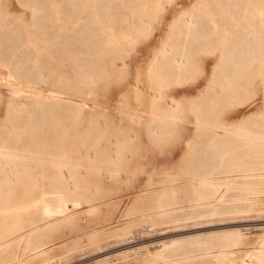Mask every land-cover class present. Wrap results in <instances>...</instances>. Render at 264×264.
I'll return each instance as SVG.
<instances>
[{"label": "rangeland", "instance_id": "1", "mask_svg": "<svg viewBox=\"0 0 264 264\" xmlns=\"http://www.w3.org/2000/svg\"><path fill=\"white\" fill-rule=\"evenodd\" d=\"M3 1H6L5 4L8 5V11L17 16L22 15L25 25L31 30L32 37H34L37 28L36 26L34 28L35 21L33 20L34 12L32 8L23 6L19 0ZM44 1L41 0L40 3V22L38 24L44 26L43 29L46 33L52 35L59 32L60 29H68L75 24L74 19L70 17V7L68 5L58 6L61 5L63 0ZM115 1L119 3L122 0ZM53 2L56 7H54ZM192 3L193 0H169L168 8L161 11L162 16L159 15L158 21H156L157 24L155 22L153 26L148 28L149 30H146L147 35L144 33L142 36L140 35L141 37H131L132 39L124 40V50L120 54L113 52L106 54L102 51L105 45L102 40L106 41L107 39L110 42L113 37H122V33L126 30L127 21L133 18L135 11V0H131L129 7L124 3L122 5L118 4L115 9L116 18L107 20L102 26V34L106 33V36L103 37L100 45L98 44L99 50L87 52L85 48L88 39L86 40L83 35L80 45L78 40L71 42V45L76 48L74 51L65 49L67 48L65 44L60 45V49L63 51H56L53 59L47 61V67L44 70L46 80L41 81L42 77L38 74L39 72L37 70L34 72V87L50 86L48 80L57 73L59 78L61 76L60 79L64 80L66 84H73L74 90H82L78 94V102L75 101V97L70 95L71 91L67 90L64 102L66 101L70 109L73 106L75 107L76 115L73 119L70 118L65 122L61 121V124L58 123L57 126L59 127L56 126L53 138V144L57 147L52 149L50 147L48 149L46 142L43 140H35L38 148L33 141L27 145V142L21 140L22 137L29 135L38 138L39 136L43 137V133L47 130L45 123H20L17 125L7 123L5 115L12 105V99L9 101L10 97L12 98L11 92L14 87H18L21 83H24L26 87H31L32 81L27 76L12 77L9 65L12 62L8 59L5 60L7 62L0 63V147L4 145L1 138L2 133L20 137L19 145L17 147L12 146L11 149L24 154L27 152L25 155L30 158L28 161L20 162L17 169V166L14 167V165L6 168L0 167V179H7L2 182L3 184L1 183L6 188L0 189V209L9 206L11 211L12 209L18 210L25 202H30V198L37 197L36 195H39L40 191L67 190L71 187L73 191L81 188L80 193L75 198L82 201L79 206L71 210L70 217L66 219V222L60 221L48 226L44 224L45 227L42 223H38L37 227H40L41 231L43 230L42 233L38 229L37 233L23 238L19 236L22 231L32 227L33 221L29 219L30 217H38L36 212H31L33 214L29 215L30 217L24 215L21 217L10 216L7 219L2 218L0 220V234L6 233L1 241H11H9L7 251H4L3 258L0 259V264L263 263L259 260V254L264 252V184L258 186L261 189L258 197L250 196L252 200L251 207H249L248 201L240 202L238 200V208L247 209L246 211L230 214L204 213L194 218H184L182 220L166 218L158 221L153 219L157 216V207L163 202L164 197L162 194L164 192H172L179 187L182 189L181 193L184 194L186 191L190 174L185 172L184 168L189 163L190 153L192 148L196 146L195 141L199 138V134L196 132L197 118L193 108H191V101L192 99H198L201 93L206 94L203 89H207L208 85L212 83L213 71L218 68L219 58L222 54L221 49L218 45L217 48L207 47V50L204 49L198 53L196 57L197 64L189 75L178 81H173V85L169 83V86H165L158 92V102L162 101V97H166V95H173L178 100L179 109L175 113L177 117H180L176 119V122L179 120V125H177L178 123L175 124L172 128L174 131L171 129V133L168 132L166 137L160 134L156 138L154 135L148 134L151 102L147 100L149 104L146 102V105H143L144 103L138 101L135 88L137 83L139 89H144L145 92L152 91L154 85H150L148 79L151 77L145 72L152 58L151 56L154 55V52L163 42H166L171 31L172 17L187 10ZM128 8H130L129 12L127 11ZM78 48H82V50L79 51ZM115 57H117V61L113 62L112 59ZM87 58L106 61L107 65L103 62L101 67L103 70H110L112 76H107V80L105 77H103L104 79L85 77L84 70L81 71L76 63L82 61V65L85 67V63L88 61ZM26 62L29 64L30 61L26 60ZM115 65L116 67H113ZM64 87L65 85L62 86V88ZM262 94L260 81L250 84L245 88L242 96L227 101L219 109L217 120L228 121L237 126L246 118L253 120L257 117H264ZM68 97L75 99L73 101ZM59 100L54 99V102L50 100L49 103H60L62 100ZM180 107L182 108L180 109ZM12 108L11 106L10 112H13ZM195 109L196 111L205 110L200 104ZM178 110L181 111L182 115L179 114L180 111ZM206 118L213 120V118ZM36 125H39L40 128ZM39 129L40 133L37 131ZM99 134L100 136H98ZM96 136L100 141L102 139L103 141L100 142L96 139ZM102 136H105L106 140ZM200 141H202L201 145H204L209 140L206 137H201ZM63 144L66 145H64L65 148L62 146ZM92 144L93 147H91ZM86 145L89 146L86 147ZM100 146L101 148L104 147L102 152ZM28 147L30 148L29 151ZM25 149L27 151H23ZM220 150L218 151L220 159L230 161L231 150ZM56 156H61L58 157L61 161L58 160L52 163L53 159L57 158ZM35 160L36 163L38 161L39 163H32ZM241 160L240 158L239 161ZM259 160L261 165L264 166V158ZM213 161L209 165L208 170L210 171L215 170V167L226 170L230 166H237L238 163L233 161L235 162L233 164L226 162L224 165H220L218 161L217 165L215 162L213 164ZM66 162L68 164H65ZM59 163H63L61 165L63 170L68 167L71 169L74 164L80 165L79 169L77 165L74 166V171L77 174L74 171L71 172L69 168L70 171L67 169L75 177L69 174L67 170L65 171L67 183H65V180L63 183L55 177L60 168L58 167ZM69 163L72 165L70 166ZM39 166L41 170L38 171L39 168L37 167ZM65 167L67 168L64 169ZM15 169L20 171L18 172ZM32 170H37V173L34 171L35 174H31ZM24 172H28L32 176L30 177V174L26 173L27 176ZM79 173L81 174L79 175ZM226 173L221 172L220 174ZM36 174L39 177L38 179L34 178ZM209 175H212V173ZM23 176H26V179L30 177L32 180L29 178L28 181L23 182L15 179H22ZM70 177L74 181L78 179L81 183L79 184L77 181L74 183ZM8 192H10L9 197L6 195ZM232 193L235 194L236 192ZM87 198H90L89 201ZM183 200L185 204L182 207L187 209L190 206V201L187 197ZM10 219L15 221L11 223ZM9 220L10 222H7ZM3 221L4 223H2ZM22 222L24 226H22ZM63 222L65 223L62 224ZM4 227L8 229H4ZM21 227L24 229H21ZM234 229L240 230L238 235L233 236L232 231ZM8 230L9 232H7ZM186 236H191V238L184 241L181 246L189 250L187 253L189 255L179 262H167L170 259L165 257V255H169L168 252L161 253L164 249L163 242L171 238ZM218 236L225 237L231 242L240 237L241 241L232 245V252L228 256L222 257L219 255L227 247L203 246L204 243L209 240L211 242V239L214 240ZM38 249L40 252L36 251ZM21 259L23 260L22 263L17 262Z\"/></svg>", "mask_w": 264, "mask_h": 264}, {"label": "bare ground", "instance_id": "2", "mask_svg": "<svg viewBox=\"0 0 264 264\" xmlns=\"http://www.w3.org/2000/svg\"><path fill=\"white\" fill-rule=\"evenodd\" d=\"M42 1L45 2L44 0ZM5 2L6 1L0 0V63L7 62L5 60L8 59L12 62V64L9 63L12 77L18 75L27 76L30 77L32 81L31 87H26L24 83H21L18 87H14L11 92L12 98L10 97L9 99V101L12 99V105H10L13 107V112H10V106L5 118L7 123L13 125L20 123H45V125H47V130L43 133V137L39 136L38 138L29 135V132V136H24L21 140L22 142H27V145L32 141L36 144V139L40 141L43 140L46 142L45 144H47L46 146L48 149L49 147L52 149L57 147V145L55 146L53 144V138L56 128L59 127L57 126L58 123L60 122L61 124V121L65 122L70 118L73 119L76 115L75 107L73 106L70 109L66 101L64 102L67 90L71 91L70 95L76 98V102H78V94L82 90H74V85L71 83L66 84L64 80L60 79L61 76L59 78L57 73L48 80L50 86L34 87V72L36 70L39 72L38 74L42 77L41 81H43V79L46 80L44 70H46L47 61L53 59L56 51H63L60 49V45L65 44L67 47L65 49L74 51L76 48L71 45V42L73 40H78L80 45L83 35L86 40L88 39L85 48L87 52H96V50H99L98 44L100 45L101 40L106 36V33L102 34L103 24L106 23L107 20L116 18V5H122L124 3L129 7L131 0H122L119 3L115 0H63L61 5L58 6L68 5L70 7V17L74 19L75 24L68 29H60L59 32L52 35L46 33L43 29V25L38 24V22H40L39 12L41 0H19L23 6L31 7L34 12V28L35 26L37 28L34 37H32L31 30L25 25L22 15L20 14L17 16L8 11V5L5 4ZM168 2L169 0H135V11L133 18H131L132 21L128 19L126 30L122 33V37H113L110 42H108L107 39L106 41L102 40V43L105 44L102 51L106 54L112 52L120 54L121 51L123 52L124 40L132 39L131 37L142 36L149 27L153 26V24L158 21L159 15L162 16L160 13L165 8H168ZM54 7H56V5ZM129 9L130 8L127 9L128 12ZM218 45L222 54L220 53L218 68H215L213 71L212 83L208 85L207 89H203V92H206L205 95L201 93L198 99H192L191 101V108H193L197 118L196 132L199 134V138L195 141L196 146L192 148L190 153L191 158L184 168L185 172L190 174L186 184V191L184 194L181 193L182 189L179 187L172 192H164L162 194L164 197L163 202L157 207V216L153 218L155 220L160 221L166 218L170 220H182L184 218H194L204 213L230 214L246 211L247 209L238 208V200H240V202L248 201L247 203H249V207H251L252 200L250 196L253 195L258 197L261 193V189L258 186L259 184H264V166L261 165L259 159L264 158V117H257L253 120L246 118V120H242L237 126L232 125L228 121L217 119L219 109L227 101L242 96L245 88L257 81H260L262 85L264 102V0H193L192 5L187 10L180 14H175L172 17L171 31L166 42H163L154 52V55L151 56L152 58L150 57L151 59L145 72L151 77L148 79L150 85H154L152 91L145 92L144 89H139V85L136 83V96L138 101L144 103L143 105H146L145 103L147 100L151 102V118L149 117L147 128L148 134L154 135L156 138L158 135L160 136V134L166 137V134L179 122V120L176 122V119L180 117H177L175 113L177 109H179L177 105L178 100L173 95H166V97H162V101L158 102V92L165 86H169V83L173 85V81H178L189 75L197 64L196 57L198 53L202 52L207 47L217 48ZM78 50L80 51L82 48H78ZM87 59L88 61L85 63V67H83L82 61L76 63V66L81 71L84 70L85 77L87 76L90 79L105 77L106 79L107 76H112L110 75V70H103L101 67V63L103 64V62L107 65L106 61L94 58ZM26 60L30 61L29 64H27ZM112 60L116 62L117 57ZM113 67H116V65ZM63 85H65L64 88H62ZM68 98L70 99L71 97ZM54 99H60L62 101L60 103H53ZM72 99L73 98H71V100ZM50 100H53L52 104L49 103ZM147 104H149V102H147ZM199 104L202 105L205 110L196 111L195 107ZM181 108L182 107H180V109ZM68 112L70 113L68 114ZM179 114H181V111ZM206 117L213 118V120H208ZM177 125H179V123ZM36 126L38 127L39 125ZM62 128L61 130L63 131ZM172 130L174 131V129ZM37 131L40 133V129ZM98 136H100V134ZM102 137L106 140L105 136ZM201 137H206L209 141L201 145ZM1 138L3 139L2 141H4V145L0 147V167L6 168L14 165V167L17 166V169L18 166H20V162L30 159L25 155L27 152L24 154L11 149L12 146L17 147L19 145V141H21L20 137H13L9 133H2ZM96 139H98L97 136ZM95 141L97 142V140ZM101 141H103V139ZM82 143L84 144L85 142ZM64 145L65 144L62 146ZM87 146L89 145H86V147ZM29 147L27 148L28 151L30 149ZM91 147H93V144ZM103 148H101V152ZM220 149L231 150L230 161L220 159L221 157L218 153V151H221ZM31 150H33V148ZM23 151L27 150L25 149ZM58 157L54 158L52 163L58 160L61 161V159H59L61 156ZM240 158L242 159L241 161H239ZM65 160L67 161V159ZM212 160H214L212 163L214 164L215 162L217 165L218 161L220 165H224L226 162L233 164L235 163L233 161L238 163L237 166H230L226 170L215 167V170L210 171L208 169ZM34 162L36 163V160L32 163ZM38 163L39 161L36 164ZM43 163L45 162L43 161ZM62 164L58 166L60 168L55 177L57 180L63 183L65 180V183H67L65 171L69 167L67 166L68 168L65 167L64 169H67L63 170L61 167ZM65 164L68 163L66 162ZM75 165L77 164H74L71 169L69 168L71 172L74 171ZM34 167L36 166L34 165ZM37 168H39L37 169L38 171L41 170L40 166ZM16 171L19 172L20 170ZM34 171L35 170H32L31 174H35L33 173ZM69 171L68 173L73 176L74 174ZM45 172L47 171L45 170ZM221 172L227 173L220 174ZM26 173L24 172V174ZM81 173H79V175ZM210 173H212V175H209ZM31 174L30 177L32 176ZM30 177L26 179V176H23L21 177L22 179H15L24 182L26 180L28 181ZM34 178L38 179L39 177L36 174ZM70 178L71 181H74L72 177ZM80 178L82 180V175ZM5 179H0V189L6 188V186L4 187V185H2V182L7 180ZM30 180L32 179L30 178ZM76 181L79 183L78 179L75 180L74 183ZM80 189H76L78 192L73 191L72 187L67 190L40 191L39 195H36L37 197L33 199L30 198L29 200L31 201L25 202L24 205L22 204L23 206L20 205L22 207L18 210L14 209V211L12 209L11 211L9 206L0 209V220H2V218L7 219L10 216H29L36 212L38 217L29 216V220L33 221L32 227L24 230L22 233V235L27 234L30 236L33 233H37L40 228L37 227L38 223L48 226L60 221L66 222V219L70 217L71 210L82 203V201L75 198V196L80 193ZM232 192L236 193L234 194ZM6 195L9 197L10 192ZM31 195L33 196V194ZM185 197L190 201V206L187 209L182 207L185 204L183 200ZM87 199L89 201L90 198ZM10 220L7 222H10ZM12 221L15 220H11V223ZM2 223H4V221ZM6 224L8 225V223ZM22 224V226H24L23 222ZM45 225L43 227H45ZM5 228L8 229L7 227H4V229ZM21 229L24 228L21 227ZM42 231L40 230L41 233ZM239 232L240 230L234 229L232 231L233 236L238 235ZM189 238H191V236L176 237L163 242L164 249L161 253L164 254L168 252L169 255H165V257L170 258L167 262H179L189 255L187 254L189 250L181 246V244ZM240 241V237L235 238L233 242H231L225 237L218 236L215 237L214 240L211 239V242L210 240L207 241L203 246L227 247L223 250L221 255H219L226 257L232 252V245ZM41 248H43V246H41ZM1 250L2 248H0V251ZM36 251L40 252L39 249ZM260 254L259 260L264 264V252H260Z\"/></svg>", "mask_w": 264, "mask_h": 264}, {"label": "crops", "instance_id": "3", "mask_svg": "<svg viewBox=\"0 0 264 264\" xmlns=\"http://www.w3.org/2000/svg\"><path fill=\"white\" fill-rule=\"evenodd\" d=\"M7 232H9V230L7 231ZM6 233V232H5ZM4 233V234H5ZM22 233H23V231H22ZM22 233H21V235L19 236L20 238H23V237H25V236H29V235H27V234H25V235H22ZM4 234H0V248H2V250L0 251V259H2L3 258V256H4V251L8 248V246H9V244H10V242L9 241H11V240H6V241H1V239L5 236ZM7 251V250H6ZM17 262H23V260L21 259V261H19V260H17Z\"/></svg>", "mask_w": 264, "mask_h": 264}]
</instances>
